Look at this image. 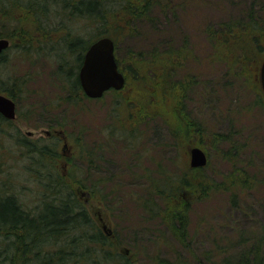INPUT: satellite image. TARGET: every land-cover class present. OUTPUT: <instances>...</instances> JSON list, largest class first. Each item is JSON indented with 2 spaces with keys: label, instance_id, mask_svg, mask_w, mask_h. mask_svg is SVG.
Instances as JSON below:
<instances>
[{
  "label": "rangeland",
  "instance_id": "obj_1",
  "mask_svg": "<svg viewBox=\"0 0 264 264\" xmlns=\"http://www.w3.org/2000/svg\"><path fill=\"white\" fill-rule=\"evenodd\" d=\"M74 1L71 0L72 3ZM179 1L186 9L189 24L196 28L210 22L218 26L231 20L246 24L249 20L248 13L253 10L257 17L255 22L264 21V0ZM30 5L38 11V27H43L41 32L35 35L37 27L34 26V17L28 14L31 18L25 19V22L23 20L27 17L25 7ZM37 5L46 6V10ZM69 9L65 7L63 0H0V35L13 33L14 39L11 43L15 44L7 52L5 61L0 62V83H6L11 77L22 79L30 75L25 97L17 103V118L9 124L0 123V180H10L13 183L12 190L19 196L26 209L37 213L41 210V201L44 199L42 182L47 181V174L52 173L54 180L60 177L68 178L65 179L66 183L72 185L77 199L85 206L93 227H85L78 232H72L70 237L58 239L47 250L54 254L52 256L70 251L73 248V244L68 243L72 241L70 238L80 234L92 236L94 232L101 231L109 238L108 244L102 247L82 239L77 250L75 249L76 255L80 254V258L76 257L79 260L77 264H95V258L101 254V248L115 255L125 256L129 264L233 262L241 247L234 249V244L239 240L238 231L228 230L235 228L232 219H229L228 194L220 192L208 200L197 201L190 217L191 233L185 246L170 234L158 219H151L144 212L137 203V197L145 195L148 187L146 175H153L156 168L154 163L160 162L167 170H173L175 173L186 171L187 165L190 164L188 148L193 145H199L207 152L209 168L205 171L206 175L214 183L223 182L234 168L225 159L231 146L224 141L218 147L213 143V138L218 134L229 136L230 140H233L232 143L241 149L238 163L240 165L237 168L244 169L249 177L264 175V101L261 102L259 97L262 88L255 91L252 90L254 85H251L252 83L261 86V67L256 75L251 74L248 86H245L241 80L235 81L227 75L225 65L212 66L207 70L208 73L200 78L198 87L191 92L185 105L190 121L197 124L201 130L200 134L195 133L190 137L175 136L172 133L176 126H170V123L167 124L161 117L153 118L138 126V131L145 137L144 145H140L138 151L148 150L149 157L137 162V158L128 151L118 149L114 154H106V163L100 166V172L96 174L88 171L86 161L81 159L80 155L84 154L82 152L85 149L91 150L95 144L98 146L104 142L102 130H108L117 116L119 127L124 130V127L128 126L125 115L132 112L138 118L141 112L144 113V109L146 112H158L159 108L157 110L149 101L143 104L132 101V107L121 105L120 109H117L120 101L116 100H121L122 96L127 97L126 91L121 90L115 97L110 92L100 100L88 99L78 106L69 107L63 102L58 104L60 97L64 96L57 88L59 81L56 75V60L61 57L72 59V53L67 52V40L64 41L63 38L67 39L68 35L78 33L93 41L97 39L100 34L97 32H100L102 27L89 24L83 16H71L74 20H70ZM245 16L247 17L244 18ZM24 32L34 35L32 39L31 35L23 36L29 46L26 52L19 50L20 46L25 44L22 42ZM44 33L50 34L51 40H45ZM135 41L127 38L120 41L117 58L122 64L126 59V50L140 46L138 41ZM255 48L260 54V49L257 46ZM167 105V108L170 106V111L171 103ZM163 114L166 112L163 111ZM62 131L66 139L61 136ZM65 144L67 149L64 151ZM31 147L36 151H32ZM43 147L57 152L59 156H56L55 162L49 155L44 158L41 156L39 150ZM107 175L112 177L109 183V206L100 202L89 189L80 188L72 180L77 178L83 184L89 185L88 178ZM132 194H135V198L130 196ZM263 194L264 188L261 187L247 201H256L264 196ZM185 196L190 197L191 194L186 192ZM248 212L251 215V223H243L249 228L246 236L250 238L251 234L263 235L264 216L259 215V210L255 208ZM104 226L112 231V236L104 230ZM88 249L91 253H87ZM36 251L35 249L34 252L27 253V258L34 260L37 257ZM196 257L201 261H197ZM207 258H210V261ZM56 260L55 257L52 262Z\"/></svg>",
  "mask_w": 264,
  "mask_h": 264
},
{
  "label": "trees",
  "instance_id": "obj_2",
  "mask_svg": "<svg viewBox=\"0 0 264 264\" xmlns=\"http://www.w3.org/2000/svg\"><path fill=\"white\" fill-rule=\"evenodd\" d=\"M63 2L66 8H70V20H74L72 17L75 16H83L89 24H96L97 27L102 25L100 32H97L100 34L97 35L96 40L105 36L111 37L116 44V56L121 40L127 38L138 41L139 47L126 50L123 64L117 58L120 71L126 79L121 91H126L128 97L122 96L121 100H116L120 101L117 109H120L121 105L132 107L133 102L143 104L145 101H149L157 110L159 108L158 112L154 110L146 112L144 109V113L141 112L138 118L132 112L125 115L124 119H127L128 126L124 127L126 128L124 130L119 127V116L115 117L113 125L109 126L108 130H102L104 142L98 146L95 144L91 150L85 149L82 152L84 154L80 155V158L86 161L88 171L96 174L100 172V166L106 163V154H114L118 149L128 151L137 158V162L149 157L148 150L138 151L145 142V137L138 131V126L153 118L161 117L164 122L170 123V126H176L172 133L175 136L190 137L195 133L200 134L201 130L197 124L190 121L185 105L191 92L198 87L200 78L208 73L209 68L225 65L228 76L233 77L235 81L241 80L245 86H248L251 74L256 75L264 61V21L255 22L257 17L254 10L248 13L249 20L246 24L231 20L222 22L218 26L210 22L196 28L193 24H189L186 9L179 0H75L73 3L71 0H63ZM37 6L46 10V6ZM25 13L27 17L23 18L24 22L27 21L25 19L31 18L29 15H32L35 23L33 20L32 22L37 27L34 35L39 34L43 27L39 28L37 24L38 11L30 5L25 7ZM30 33L24 32L22 38L31 35ZM34 35L32 33L31 39ZM0 38L11 41L14 39V34L10 32L0 35ZM43 38L51 40L48 33ZM23 39L22 42L25 44L21 45L19 50L23 49L22 51L26 52L29 46L26 38L25 41ZM63 39L67 40L65 41L67 52L72 53V59L61 57L56 60L58 63L56 75L59 81L57 88L64 96L60 97L58 104L63 102L69 107L78 106L88 100L79 81V69L85 52L95 40L85 39L78 33ZM13 46L15 44L0 54V62L5 61L7 52ZM255 46L260 49V54L257 53ZM24 77L26 78L11 77L6 83L1 82L0 93L16 103L21 102L27 92L26 86L30 75ZM251 85H254L252 90L255 91L262 88L257 84L251 83ZM121 91L110 92L115 97ZM259 97L261 102L264 101L263 90ZM168 103L172 106L170 111V106L167 108ZM163 111L166 112L165 115ZM1 122L9 124L12 121L0 114ZM223 141L231 146L225 159L234 168L223 182L214 183L206 175L205 171L209 168V164L206 168L196 169L191 168L189 164L188 169L182 171L183 173H175L173 170H167L160 162H156L153 175H146L148 187L145 195L137 197V203L151 219H158L165 229L185 246L188 244L186 239L191 233L190 217L197 201L208 200L216 193H226L230 199L229 219L235 224L233 230L230 228L228 230L238 231L239 240L234 244V249L241 247L238 256L227 264H264V234H251L252 236L248 238L246 231L249 228L245 227L251 223V215L248 211L253 208L258 209L259 215L264 216V196L253 202L247 201L261 187L264 188V175L249 177L244 169L237 168L240 165L238 163L241 149L232 143L233 140H230L229 136L218 134L213 138V143L217 147ZM194 146L197 145L192 147ZM31 149L36 151L34 147ZM39 152L43 158L49 155L53 162L58 155L54 149L48 147H43ZM47 175V181L42 182L44 199L41 201V210L37 213L26 209L19 196L12 190L13 183L10 180H0V264H37L38 262L77 264L79 260L76 257L80 254L76 255V250L82 239L102 247L108 244L109 238L98 231L92 236L80 234L70 238L72 241L68 243L73 244L70 251L60 252L55 256L47 251L58 239L70 237L72 232H78L85 227H93L85 206L77 199L72 185L66 183L67 177L59 176L60 179L54 180L52 173ZM88 179L89 185L83 184L77 178L72 180L80 188L89 189L100 202L111 205L108 198L111 195L109 183L112 177L107 175ZM186 192L191 196H185ZM130 196L135 198V194ZM243 223L246 225L244 226ZM35 249L37 257L29 260L27 253L34 252ZM86 251L91 253L90 249ZM100 252L101 254L95 258V264H129L125 256L115 255L103 248ZM55 257L57 260L52 262ZM196 259L201 261L198 257ZM207 259L210 261V258Z\"/></svg>",
  "mask_w": 264,
  "mask_h": 264
},
{
  "label": "water",
  "instance_id": "obj_3",
  "mask_svg": "<svg viewBox=\"0 0 264 264\" xmlns=\"http://www.w3.org/2000/svg\"><path fill=\"white\" fill-rule=\"evenodd\" d=\"M10 46L9 39L0 38V54ZM260 80L264 92V61L261 66ZM79 81L85 95L94 100L103 98L111 90L120 91L124 88L126 79L120 71L116 57V44L111 37H102L89 46L79 70ZM0 114L8 120L17 118L16 102L1 93ZM188 152L191 168H205L208 165L209 157L202 148L190 147ZM104 230L111 235L112 231H109L106 226Z\"/></svg>",
  "mask_w": 264,
  "mask_h": 264
},
{
  "label": "flooded vegetation",
  "instance_id": "obj_4",
  "mask_svg": "<svg viewBox=\"0 0 264 264\" xmlns=\"http://www.w3.org/2000/svg\"><path fill=\"white\" fill-rule=\"evenodd\" d=\"M89 48V47H88ZM50 133V132H49ZM61 136L64 138V139H66V136L64 135V133H63V131L61 132ZM65 143L67 144V141L65 140ZM66 144L64 145V148H65V150L67 149V146H66ZM64 150V149H63ZM64 150V151H65ZM112 236V235H111Z\"/></svg>",
  "mask_w": 264,
  "mask_h": 264
}]
</instances>
